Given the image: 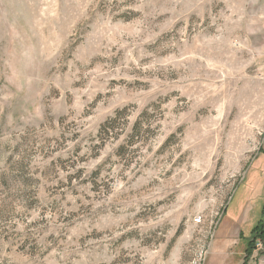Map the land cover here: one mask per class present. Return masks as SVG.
Wrapping results in <instances>:
<instances>
[{"label": "rangeland", "instance_id": "1", "mask_svg": "<svg viewBox=\"0 0 264 264\" xmlns=\"http://www.w3.org/2000/svg\"><path fill=\"white\" fill-rule=\"evenodd\" d=\"M256 225L264 0H0V264H264Z\"/></svg>", "mask_w": 264, "mask_h": 264}, {"label": "trees", "instance_id": "2", "mask_svg": "<svg viewBox=\"0 0 264 264\" xmlns=\"http://www.w3.org/2000/svg\"><path fill=\"white\" fill-rule=\"evenodd\" d=\"M251 236L247 239V245L245 248V254L249 255L251 251L254 249V239L256 237H262L264 235V227H260V225H256L250 230Z\"/></svg>", "mask_w": 264, "mask_h": 264}, {"label": "built area", "instance_id": "3", "mask_svg": "<svg viewBox=\"0 0 264 264\" xmlns=\"http://www.w3.org/2000/svg\"><path fill=\"white\" fill-rule=\"evenodd\" d=\"M194 222H195V223H199V222H200V216L195 217V218H194Z\"/></svg>", "mask_w": 264, "mask_h": 264}]
</instances>
